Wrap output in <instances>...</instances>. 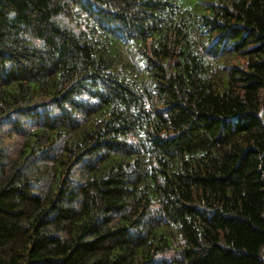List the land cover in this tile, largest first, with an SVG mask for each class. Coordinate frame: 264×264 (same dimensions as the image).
I'll use <instances>...</instances> for the list:
<instances>
[{
  "label": "trees",
  "instance_id": "trees-1",
  "mask_svg": "<svg viewBox=\"0 0 264 264\" xmlns=\"http://www.w3.org/2000/svg\"><path fill=\"white\" fill-rule=\"evenodd\" d=\"M0 264H264V0H0Z\"/></svg>",
  "mask_w": 264,
  "mask_h": 264
},
{
  "label": "rangeland",
  "instance_id": "rangeland-1",
  "mask_svg": "<svg viewBox=\"0 0 264 264\" xmlns=\"http://www.w3.org/2000/svg\"><path fill=\"white\" fill-rule=\"evenodd\" d=\"M0 148H3L5 152L7 151H14L15 147L12 142L6 141L0 143Z\"/></svg>",
  "mask_w": 264,
  "mask_h": 264
}]
</instances>
